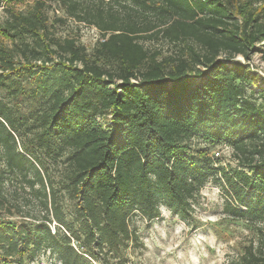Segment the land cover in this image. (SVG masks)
I'll return each instance as SVG.
<instances>
[{
  "label": "trees",
  "instance_id": "16d2710c",
  "mask_svg": "<svg viewBox=\"0 0 264 264\" xmlns=\"http://www.w3.org/2000/svg\"><path fill=\"white\" fill-rule=\"evenodd\" d=\"M3 1L20 0H0V263L48 249L61 264H110L133 215L163 204L187 219L211 179L222 211L256 230L225 264H264V88L260 102L246 95L254 75L235 60L264 51V0ZM52 2L56 22L98 30L91 51L52 32ZM158 39L174 49L144 45ZM193 137L226 144L235 164L191 153Z\"/></svg>",
  "mask_w": 264,
  "mask_h": 264
},
{
  "label": "rangeland",
  "instance_id": "374dc122",
  "mask_svg": "<svg viewBox=\"0 0 264 264\" xmlns=\"http://www.w3.org/2000/svg\"><path fill=\"white\" fill-rule=\"evenodd\" d=\"M33 1H3V4L26 10ZM51 7L52 9L47 8L46 12L52 32L58 37H73L91 51L100 40L98 30L77 23L71 18H67L64 23L56 22L55 17L65 14L54 2L51 3ZM6 15L7 12L0 6V21H3ZM0 40L11 45L10 40L6 38L0 37ZM144 45L148 48H160L163 53H169L174 49L163 39L144 41ZM235 60L248 65L249 73L254 75L251 83L244 84L245 94L256 102L262 101L259 90L264 88V51H257L249 60L237 55ZM109 117L107 115V119ZM188 142L191 153H195L199 148L208 147L209 154L215 156L213 151L219 149L222 164H235L230 147L220 149L219 143H205L200 137H193ZM63 158L64 156H61V159ZM55 163L53 160L47 161L49 172L58 180L62 165L60 161ZM223 199L219 185L208 179L194 194L193 210L187 219L172 213L163 204H160V217L148 219L138 213L133 215L130 227L135 236L127 245L111 253L110 264H225L230 256L242 250L255 235L256 230L247 219H236L224 213ZM63 202L67 212L73 210L74 202L67 195L63 196ZM23 261V264H61L55 254L48 249L39 251L31 260L25 257Z\"/></svg>",
  "mask_w": 264,
  "mask_h": 264
},
{
  "label": "built area",
  "instance_id": "2783aa9c",
  "mask_svg": "<svg viewBox=\"0 0 264 264\" xmlns=\"http://www.w3.org/2000/svg\"><path fill=\"white\" fill-rule=\"evenodd\" d=\"M222 147H228L226 144H224ZM222 147H218V148H222ZM213 153L215 154V156L219 157L220 156V150L219 149H216L215 151H213Z\"/></svg>",
  "mask_w": 264,
  "mask_h": 264
}]
</instances>
